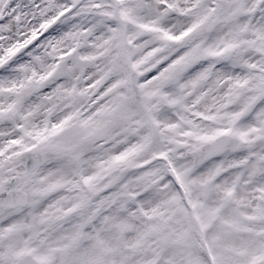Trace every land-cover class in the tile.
Instances as JSON below:
<instances>
[{
  "label": "rangeland",
  "instance_id": "rangeland-1",
  "mask_svg": "<svg viewBox=\"0 0 264 264\" xmlns=\"http://www.w3.org/2000/svg\"><path fill=\"white\" fill-rule=\"evenodd\" d=\"M186 1L189 12H174ZM13 2L0 0V21ZM216 3L61 0L44 12L50 0H29L31 10L0 25L2 70L55 22L76 21L40 56L12 69L15 75L0 77V155L7 161L0 190L23 176L24 151L54 148L63 156L33 174L29 205L10 210L16 218L68 219L84 205L108 216L73 246L87 250L86 264H205L195 240L207 264H264V10L260 0H225L230 8L220 23L206 7ZM22 25L31 43L20 45L14 28L9 45L4 31ZM204 61L206 70L187 75ZM51 84L54 91L42 95ZM224 133L233 136L226 152L196 167L187 154ZM188 224L201 239L191 238ZM55 235L46 226L0 231V259L16 264L31 253L41 264H63V246L49 251Z\"/></svg>",
  "mask_w": 264,
  "mask_h": 264
},
{
  "label": "snow or ice",
  "instance_id": "snow-or-ice-1",
  "mask_svg": "<svg viewBox=\"0 0 264 264\" xmlns=\"http://www.w3.org/2000/svg\"><path fill=\"white\" fill-rule=\"evenodd\" d=\"M36 4H39V0H36ZM32 5L29 4V0H14L10 5V16L6 17L4 20L0 21V25L9 23L17 15H23L26 13V10H31ZM207 8L211 12L215 13V18L217 22L225 23V12L230 8V5L225 3V0H217L215 5H207ZM260 7L264 10V0H260ZM78 9L74 10L77 11ZM52 15H56L53 13ZM75 20H68V17L65 16L58 22H55L53 25L49 26L48 30L43 33L42 36H39L36 41L27 48L23 53L17 56V58L12 61L9 65L0 70V77L15 75L12 69L16 68L19 65L26 64L32 61V55L40 56L41 52L44 51V46L47 45L50 41L54 42L57 38H61L63 34L69 32V29L75 24ZM113 28L116 26L113 24ZM114 43L117 45V55L121 54L123 51L122 42L118 36H114ZM50 50V49H49ZM183 51H187L184 49ZM183 51L178 53L177 56H174L172 60L161 65L159 69L152 72L150 76L145 77V79H151L158 76L162 71L166 70L170 64L178 59L180 55H183ZM209 62L204 61L196 63L190 69L187 70L188 76H194L197 73H201L207 69ZM218 70H227L229 65L227 63H219L216 65ZM56 85L51 84L42 89V95H46L54 91ZM60 126H57L53 129V133L59 130ZM48 132V129L45 128L42 131L38 132L37 135L43 137L45 133ZM36 201H31V206L34 208ZM25 205H29L27 199V193L24 189L17 185L12 191H8L3 198H0V231L9 230L17 234H23L26 231L36 233L40 230L41 226H46L52 231L56 232V235L51 239L49 245V251L55 252V248L51 247V244H58L63 246L66 250V256L63 260V264H86L87 250L78 249L73 251V246L76 241L80 239L82 235H91L90 233L84 231V229L89 225L98 226L100 223H108L109 217L100 213L97 215V209L88 207L84 205L81 212L77 217H71L64 219L62 217L50 216L48 221H46L38 213H28L26 217L16 218L17 213L10 211L12 209H19L22 211ZM73 220L76 223H73ZM50 221V223H49ZM70 225L69 228H64L63 225ZM0 264H5V261L0 259Z\"/></svg>",
  "mask_w": 264,
  "mask_h": 264
},
{
  "label": "water",
  "instance_id": "water-1",
  "mask_svg": "<svg viewBox=\"0 0 264 264\" xmlns=\"http://www.w3.org/2000/svg\"><path fill=\"white\" fill-rule=\"evenodd\" d=\"M231 141H232L231 136L229 135L221 136L218 139H215L205 144L193 154H188V156L193 157L195 166L197 167L202 166L207 162L221 156L226 151ZM61 157L62 156H60L53 149H44L42 151H38L35 153H25L24 155H22L21 159L26 172L25 176L23 178H14L10 183H8L6 186V190L0 193V198H3L8 191H12L13 189H15L17 185L22 186V188L25 191V187H26L25 180H27L39 167L43 166L44 164H46L51 160L60 159ZM260 173L264 174V162L261 163ZM18 264H38V263L31 257H25Z\"/></svg>",
  "mask_w": 264,
  "mask_h": 264
},
{
  "label": "bare ground",
  "instance_id": "bare-ground-1",
  "mask_svg": "<svg viewBox=\"0 0 264 264\" xmlns=\"http://www.w3.org/2000/svg\"><path fill=\"white\" fill-rule=\"evenodd\" d=\"M42 0H40L39 1V3L41 2ZM175 1H177V0H175ZM216 1V0H215ZM50 2H51V7H47V6H45V5H42V8H43V10H44V12H49V11H52L53 9H55V8H57L59 5H60V3H61V0H50ZM176 4H178V5H180V7L181 8H179V7H175L174 8V12L176 11V10H178V11H182V12H189V10H190V3L188 2V1H186L185 3H177L176 2ZM189 8V9H188ZM26 11H28V10H26ZM246 14V12L244 13V15ZM6 15H8V14H6ZM5 15V16H6ZM185 16V15H184ZM188 18H190V15L188 16ZM68 19L70 20L71 19V17L69 16L68 17ZM22 23V22H21ZM14 28H15V30H19V32L20 33H18V34H20V37H21V39H23V33H26V31H27V26H25V25H22V27H20V28H18V29H16V27H10L8 30H6V31H4L5 33L3 34L5 37H3V38H5L7 41H8V43H9V45L11 44V42H12V37H13V35H15L14 34ZM49 28V27H48ZM198 28H200V27H198ZM198 28H197V30H198ZM17 34V35H18ZM42 34V33H41ZM7 37V38H6ZM29 38H24L23 40H22V42H24L23 44H20V45H24V44H26L27 42H29V43H31V41L30 40H28ZM185 40H186V38H185ZM184 40V41H185ZM36 41V40H35ZM34 41V42H35ZM33 44V43H32ZM32 44H30L29 46H31ZM14 60L16 59V57H14L13 58ZM1 70V69H0ZM66 72H68V71H66ZM158 129V128H157ZM157 129L155 130V132H157ZM156 135H157V133H156ZM5 167H7V161H6V159L3 157V155H0V170L1 169H3V168H5ZM80 183V182H79Z\"/></svg>",
  "mask_w": 264,
  "mask_h": 264
}]
</instances>
